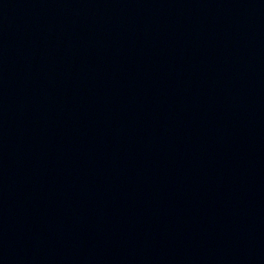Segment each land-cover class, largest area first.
I'll list each match as a JSON object with an SVG mask.
<instances>
[{
	"label": "water",
	"instance_id": "water-1",
	"mask_svg": "<svg viewBox=\"0 0 264 264\" xmlns=\"http://www.w3.org/2000/svg\"><path fill=\"white\" fill-rule=\"evenodd\" d=\"M0 264H264V0H0Z\"/></svg>",
	"mask_w": 264,
	"mask_h": 264
}]
</instances>
